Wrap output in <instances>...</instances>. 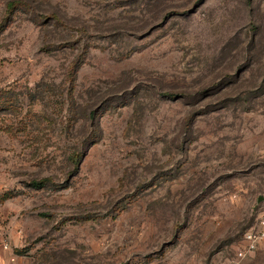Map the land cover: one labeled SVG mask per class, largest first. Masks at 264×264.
<instances>
[{
	"label": "rangeland",
	"instance_id": "rangeland-1",
	"mask_svg": "<svg viewBox=\"0 0 264 264\" xmlns=\"http://www.w3.org/2000/svg\"><path fill=\"white\" fill-rule=\"evenodd\" d=\"M0 89V264L243 246L264 203V0H0ZM239 264H264V240Z\"/></svg>",
	"mask_w": 264,
	"mask_h": 264
},
{
	"label": "built area",
	"instance_id": "built-area-1",
	"mask_svg": "<svg viewBox=\"0 0 264 264\" xmlns=\"http://www.w3.org/2000/svg\"><path fill=\"white\" fill-rule=\"evenodd\" d=\"M261 240H264V203L255 225L243 235V246L235 248L233 257L226 264H239L244 258L251 256Z\"/></svg>",
	"mask_w": 264,
	"mask_h": 264
},
{
	"label": "trees",
	"instance_id": "trees-1",
	"mask_svg": "<svg viewBox=\"0 0 264 264\" xmlns=\"http://www.w3.org/2000/svg\"><path fill=\"white\" fill-rule=\"evenodd\" d=\"M71 65H73V66H72V68L70 70L71 76L69 78V85H70V89L72 90L74 88V86H73V84H74V76L72 75V73L75 70L74 66H76V61H75V63H73ZM40 86H41L40 84L36 85V89L40 88ZM42 90L50 91L51 88L46 86V88H42ZM30 91H31V89L27 88V92H30ZM8 94L9 93L7 91H5L4 89H0V113H1V111L5 110L7 108L11 109L16 104ZM15 109H19L18 106ZM80 155L81 154H77V153L76 154L74 153L72 155V161H73V164L76 167H77V165L79 163Z\"/></svg>",
	"mask_w": 264,
	"mask_h": 264
}]
</instances>
